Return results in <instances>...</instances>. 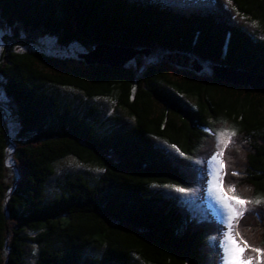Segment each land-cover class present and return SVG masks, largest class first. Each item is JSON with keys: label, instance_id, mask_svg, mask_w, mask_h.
Instances as JSON below:
<instances>
[{"label": "trees", "instance_id": "16d2710c", "mask_svg": "<svg viewBox=\"0 0 264 264\" xmlns=\"http://www.w3.org/2000/svg\"><path fill=\"white\" fill-rule=\"evenodd\" d=\"M227 1L264 32V0ZM190 3L0 0V20L9 28L75 43L84 53L103 45L148 54H136L133 67L35 50L0 55L6 99L0 102V264H26L27 244L38 247L33 264H133L135 257L147 264H219L222 225L207 209L194 215L152 187L201 190L207 179L191 162L212 155L219 122L227 121L239 131L223 152L224 185L234 183L243 198L264 196V91L183 68L169 56L264 76V38L231 22L213 0ZM152 55L160 59L148 61ZM56 88L113 100L132 123L104 129L94 108L78 110ZM5 105L17 120L14 138ZM10 141L18 172L12 182L5 167ZM66 157L96 167L99 176L67 177L48 198L47 182ZM252 206L233 234L264 247V201ZM250 247L246 252L256 257Z\"/></svg>", "mask_w": 264, "mask_h": 264}, {"label": "rangeland", "instance_id": "374dc122", "mask_svg": "<svg viewBox=\"0 0 264 264\" xmlns=\"http://www.w3.org/2000/svg\"><path fill=\"white\" fill-rule=\"evenodd\" d=\"M172 2L177 6H182L185 8H189L192 5L190 3V0H172ZM213 4H215L219 8H222L229 15L231 22H234L237 25L243 27L245 30H247L256 37L264 38V32L262 31L260 24L256 21L242 16L236 11V9L231 5L229 1L213 0ZM6 50H13L17 52L35 50L59 58H77L79 54L85 52V49L75 43L62 46L58 44L56 38L53 36H49L43 33H27L23 31L19 26H16L15 28H9L0 20V55ZM146 56H148V54ZM169 58L172 62L177 61L178 65L183 68L194 70L198 69V72L206 73H211L213 71L211 65L207 63L196 62L191 57L169 56ZM146 59L148 61H155L160 59V57L152 55L151 57H148ZM129 64L132 67L134 66L135 62L133 58L129 60ZM56 90L58 91V94L61 96V98L70 101L78 110L82 112H88L90 108H94L96 110V115L99 118L100 124L104 129H112L114 126L119 124L130 125L132 123L131 117L127 115V113L123 109L116 106V103L113 100L105 98L87 99L80 92L73 89L56 88ZM183 99L186 102L191 103L189 99ZM5 100L6 99L4 97V94L0 88V102H5ZM5 120L8 125V135L10 138H14L18 131V124L16 118L10 115V112L7 110L6 105ZM232 139L234 141V138ZM213 140L215 142V147L212 152V155L214 153H218L221 149H223L224 152L226 148H224L222 144L218 143L216 135H214ZM157 144L160 147L165 148L172 155L180 157V155L172 147L160 141H157ZM232 144L233 143H230L228 146ZM13 151V143L10 141L6 150L5 157L6 176L8 182L14 181L18 174L16 166L12 161ZM210 156L211 155H208V157ZM202 160L203 159L201 158L195 159L193 162H191V164L194 167L200 166L197 162ZM99 173L100 171L96 167L84 165L72 157L63 158L56 163L55 172L47 182V196L48 198H52L55 194H58L67 177L81 174L93 182L95 179L98 178ZM176 188L177 187L165 185L154 186L152 187V190L166 197L176 199L180 204L186 206L194 215H199L203 213L204 208L207 209L212 214V216L222 225V230L225 228L226 222L222 218V216L218 214L215 207L214 196L209 190L210 177L207 178V182L201 190L199 186H194L190 189H185L184 192L177 191L175 190ZM246 207L250 209L249 211L253 209L252 205H247ZM249 211H245L244 214ZM239 219L240 217H237L233 220V231L234 224H236ZM25 251V263L33 264L37 258L38 247L33 244H27L25 247ZM87 252L96 253V250L89 249ZM247 254L255 257V255L251 253ZM132 262L133 264H147L136 257L133 259ZM219 264H222V260H219Z\"/></svg>", "mask_w": 264, "mask_h": 264}, {"label": "snow or ice", "instance_id": "6c2138e0", "mask_svg": "<svg viewBox=\"0 0 264 264\" xmlns=\"http://www.w3.org/2000/svg\"><path fill=\"white\" fill-rule=\"evenodd\" d=\"M222 127L218 133H215L218 143L227 148L230 143H234L233 139L238 135V129L235 125L227 126V121L219 122ZM176 148L175 145L172 146ZM176 151L179 155L185 154L180 152L178 148ZM223 149L218 153H214L206 160L198 161L202 172L206 179L210 177V191L215 199V207L226 222L225 228L222 230L221 239L219 241L220 256L222 264H253L254 259L256 264H264V247L251 246L243 238L237 240L241 234L239 231L233 234V220L237 217H242L245 211H249L246 206L252 204H260L264 201V196H257L255 198H243L237 194L235 184H229L225 187L223 176L221 175L225 168V161L222 159ZM232 175H239L233 172ZM175 190L184 192V188H176ZM243 245V246H241ZM252 253H256V257L251 255L245 256V252L249 249Z\"/></svg>", "mask_w": 264, "mask_h": 264}, {"label": "water", "instance_id": "95a60500", "mask_svg": "<svg viewBox=\"0 0 264 264\" xmlns=\"http://www.w3.org/2000/svg\"><path fill=\"white\" fill-rule=\"evenodd\" d=\"M144 53L147 51H138L133 49H119L110 46H95L88 53H81L77 58L83 59L87 64H100L108 66H123L124 63L132 59L136 54ZM199 71L198 69H195ZM212 70L217 78L224 81L249 86L257 91H264V76L256 74L235 71L219 66H213ZM14 150V145H13Z\"/></svg>", "mask_w": 264, "mask_h": 264}]
</instances>
